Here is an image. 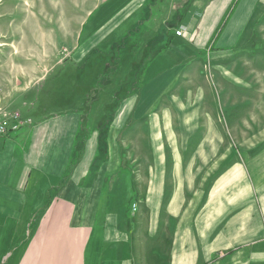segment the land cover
I'll return each instance as SVG.
<instances>
[{
	"label": "crops",
	"instance_id": "obj_1",
	"mask_svg": "<svg viewBox=\"0 0 264 264\" xmlns=\"http://www.w3.org/2000/svg\"><path fill=\"white\" fill-rule=\"evenodd\" d=\"M223 1L188 0L185 11L197 13L180 22L181 35L158 28L159 47L139 44L140 54L151 51L142 70H134L135 52L117 70L115 83L133 85L125 97L116 91L105 102L106 90L92 102L89 71L81 83L86 91L59 108L55 76L10 98L6 109L20 110L27 122L0 136V264H264V186L251 189V157L242 163L229 154L238 161L221 177L222 128L212 110L200 106L204 90L177 87L204 83L205 57L243 48L259 0H239L219 30L234 0ZM146 4H107L103 11L113 17L99 38L94 31L87 51L110 48L127 35L147 15ZM188 100L195 101L188 106ZM84 130L89 135L75 157ZM102 141L107 157L92 177ZM125 158L133 168L143 165L130 205L121 195ZM258 159L264 162V155ZM136 203L142 217L131 213Z\"/></svg>",
	"mask_w": 264,
	"mask_h": 264
},
{
	"label": "rangeland",
	"instance_id": "obj_2",
	"mask_svg": "<svg viewBox=\"0 0 264 264\" xmlns=\"http://www.w3.org/2000/svg\"><path fill=\"white\" fill-rule=\"evenodd\" d=\"M113 1L0 0V116L3 111L8 110L6 108H9L12 102L11 97L31 84L42 82L41 80L53 76H55V107L58 106V108L64 101L86 91L87 84L83 88L81 83L89 71L93 87L88 92H92V102L95 96H99L101 91L106 92V90L110 94L105 102L113 101L111 94H115L116 91H120L121 98L125 97L132 91L131 81L124 80L119 85L115 83L117 70L123 61L131 58L132 53L135 52L134 60L140 56L137 58L139 62L135 64L134 70H142L140 65L151 53L150 48L141 54L134 49L142 43H147L148 47L149 42L155 43L156 48L159 47L164 37L157 33L158 28L172 35L175 32L177 34V31L183 33V28L179 26L180 22L192 13H197L194 7L185 11L188 0H147L146 5L149 6L146 10L147 15L139 24L130 28L127 35L114 41L110 48H101L98 44L92 51H87L89 42L93 38H99L97 33L100 28L113 17L112 11L111 13L103 11V8ZM195 1L192 0V2ZM263 1L259 0L255 5L252 24L248 29L249 33L245 35L241 51H230V54L223 58L205 57L200 65L205 73L204 83L199 82L195 86L190 84L189 88L184 86V82L177 86L178 89H186V91L192 87H200L204 90V97L199 99L200 106L204 103L206 108L209 107L214 113L215 121L219 122L222 128L224 142L216 159L220 164L221 177L223 171L233 169L239 158V161L243 163L244 156L251 157L252 172H247V179L251 183L252 190H258L259 187L264 186V162L258 159L259 155H264ZM221 2L224 1L219 0L218 3ZM200 10L202 11L203 8L201 7ZM228 11L219 30L224 27L226 20L229 21L234 10L230 15ZM96 14L105 15L100 20V24L99 19L91 23ZM169 21H171L170 25ZM163 22L167 23L165 30L162 29ZM92 25L94 29L91 32ZM127 44L128 47L125 50L124 46ZM175 85L176 83L172 87ZM175 89L177 88H173ZM45 96L43 95L41 100H45ZM118 101L110 103L109 108L116 106ZM194 101L188 100V106ZM10 111L18 112L22 117L20 110ZM21 120L23 123L27 122L23 118ZM7 121H10V118ZM8 135L9 133H6L1 137ZM88 135L89 132L84 130L76 138L75 157L83 152V146L80 145L81 138H87ZM104 146L102 141L100 157L91 167L92 177L99 172L102 160L107 157V148ZM233 152L238 159L229 157L233 156L229 155ZM124 154L128 156L126 149ZM131 162L130 159L125 158L121 166L125 174L126 190L121 195L123 202H128L129 205L132 190H138L136 171H140L142 167L140 169L139 167L143 166L139 163L137 168H133L134 163L132 165ZM133 206L131 213L135 217H142L139 205L136 203Z\"/></svg>",
	"mask_w": 264,
	"mask_h": 264
},
{
	"label": "built area",
	"instance_id": "obj_3",
	"mask_svg": "<svg viewBox=\"0 0 264 264\" xmlns=\"http://www.w3.org/2000/svg\"><path fill=\"white\" fill-rule=\"evenodd\" d=\"M177 34L181 35V31H177ZM8 118H10V121H7ZM21 118L18 112H3L2 116H0V136L12 130H18L24 124Z\"/></svg>",
	"mask_w": 264,
	"mask_h": 264
},
{
	"label": "trees",
	"instance_id": "obj_4",
	"mask_svg": "<svg viewBox=\"0 0 264 264\" xmlns=\"http://www.w3.org/2000/svg\"><path fill=\"white\" fill-rule=\"evenodd\" d=\"M238 0H235V2H233V4L231 5L229 11H228V15H230L232 13V11L234 10V6L237 3Z\"/></svg>",
	"mask_w": 264,
	"mask_h": 264
},
{
	"label": "bare ground",
	"instance_id": "obj_5",
	"mask_svg": "<svg viewBox=\"0 0 264 264\" xmlns=\"http://www.w3.org/2000/svg\"><path fill=\"white\" fill-rule=\"evenodd\" d=\"M3 112H8V110H5V111H3Z\"/></svg>",
	"mask_w": 264,
	"mask_h": 264
}]
</instances>
